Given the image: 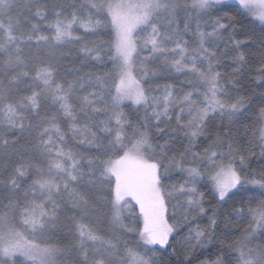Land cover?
Masks as SVG:
<instances>
[{"label": "snow or ice", "instance_id": "obj_1", "mask_svg": "<svg viewBox=\"0 0 264 264\" xmlns=\"http://www.w3.org/2000/svg\"><path fill=\"white\" fill-rule=\"evenodd\" d=\"M0 147V264H264V0H0Z\"/></svg>", "mask_w": 264, "mask_h": 264}, {"label": "trees", "instance_id": "obj_2", "mask_svg": "<svg viewBox=\"0 0 264 264\" xmlns=\"http://www.w3.org/2000/svg\"><path fill=\"white\" fill-rule=\"evenodd\" d=\"M102 38L105 39V40L108 39L107 36H104ZM237 39H245V37L243 35H240V36H237ZM253 39H255V38L253 37ZM256 46L258 47V45H256ZM221 49L222 50L224 49V45L223 44H221ZM241 50L247 52L249 49H241ZM86 70L87 71H100L102 69H98V68L90 66L89 69H86ZM220 70L221 71H230V68L228 67L227 64H225V66L222 67ZM159 82L160 83H164L165 81L161 80ZM241 85L242 86H252V87H254V85H252V83H251V79L241 78ZM6 138L9 139V140L12 139V137H10V136L6 137ZM21 143H23V141H21ZM185 143H186V141H185ZM203 146H204V144L201 143L200 147L202 148ZM179 147H180V145H177V148H179ZM197 150H199V149H197ZM7 151L9 153L12 152L13 151L12 147L10 146L7 149ZM253 151L258 153L259 149L258 148H254ZM4 152H5V150L2 147H0V156H3ZM259 164H260V161H259L258 156L251 161V165L254 168H258ZM179 179H181V177L173 175V181H176V180H179ZM201 190L204 191L205 188L202 187ZM205 206L207 207V205H205ZM69 215H70V213H69ZM125 223H128V221H125ZM195 223L200 224L201 226H204L207 223V217H204L202 219H197L195 221ZM244 223L246 224V221ZM187 231H188L187 228H183V230L180 231L178 235H175L174 239L170 237V240H171V243H172L173 247H176L177 249H180L181 251L183 250L182 247H181V242L183 240V237H185L187 235ZM66 233H67V229H65L64 232L61 235H65ZM225 235H226V233L224 231V225H223V223H221L220 227L217 229V240L212 245H207L206 246L207 250H198V252L196 254V260L193 261V264H198V260L204 259L206 257L214 258L215 255L217 254V251H218L219 242H220L221 239L225 238ZM235 235H239V233L238 232H234L233 238L235 237ZM69 239H70V237H69ZM128 239L131 240V239H133V237H128ZM169 253H171V248H168L167 252L161 251V253H160L161 259L163 260L164 264H175V261L172 259V257L169 255Z\"/></svg>", "mask_w": 264, "mask_h": 264}]
</instances>
